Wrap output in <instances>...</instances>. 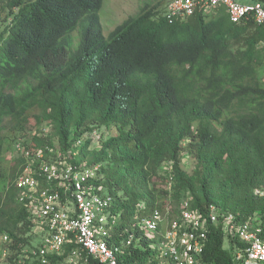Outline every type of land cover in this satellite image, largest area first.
Instances as JSON below:
<instances>
[{"label":"trees","instance_id":"trees-1","mask_svg":"<svg viewBox=\"0 0 264 264\" xmlns=\"http://www.w3.org/2000/svg\"><path fill=\"white\" fill-rule=\"evenodd\" d=\"M102 2L0 0V232L11 239L8 263H37L22 252L36 242L16 198L24 154L2 170L17 142L99 165L97 184L117 216L108 241L123 249V264H169L156 246L160 235L139 218L159 209L174 219L183 199L252 220L264 238V23H233L223 6L169 18L156 2L105 36ZM44 123L49 132L39 130ZM101 127L114 131L103 136ZM232 246L212 226L204 258L235 264ZM67 252L48 264H64Z\"/></svg>","mask_w":264,"mask_h":264},{"label":"built area","instance_id":"built-area-1","mask_svg":"<svg viewBox=\"0 0 264 264\" xmlns=\"http://www.w3.org/2000/svg\"><path fill=\"white\" fill-rule=\"evenodd\" d=\"M219 6L226 9L233 23L249 19L264 23V4L260 1L169 0L166 14L169 18H184L197 11L212 12ZM39 130L49 132L50 127L44 123ZM12 150L13 157L22 153L25 157L15 179L16 198L24 205L36 237L34 248L22 250L24 257L36 260V264H48L51 257L68 250L64 264H123L118 258L123 249L108 241L117 216L110 212L112 195L101 191L97 184L99 165L71 162L54 148L31 152L17 142ZM178 210L174 219L169 218L168 210L159 209L139 218L148 234L160 235L156 246L169 264H211L204 255L212 226H218L224 236L232 239L230 252L235 264H264L260 224L239 220L214 203L200 211L190 208L188 200L183 199ZM10 241L6 233L0 232V264H12L8 263Z\"/></svg>","mask_w":264,"mask_h":264},{"label":"rangeland","instance_id":"rangeland-1","mask_svg":"<svg viewBox=\"0 0 264 264\" xmlns=\"http://www.w3.org/2000/svg\"><path fill=\"white\" fill-rule=\"evenodd\" d=\"M169 0H103L102 6L99 10L100 21L103 29V34L105 36L121 21L126 19L127 17L136 14L139 9L145 4L149 3L151 5L155 4L156 2H160L159 8H162L168 3ZM238 1H249L252 2L253 0H238ZM254 2V1H253ZM34 124L33 120L29 123L30 128ZM34 131L35 129H30ZM114 130L107 129L105 127H101L99 132L102 133L103 136H108ZM93 139L98 138V134L92 135ZM9 151L4 154V160L2 163V170L7 172L10 168L12 163V159L14 158V153L12 156V145L8 144ZM184 165L187 169H190V163H188L186 157L183 159ZM164 263V262H163Z\"/></svg>","mask_w":264,"mask_h":264},{"label":"crops","instance_id":"crops-1","mask_svg":"<svg viewBox=\"0 0 264 264\" xmlns=\"http://www.w3.org/2000/svg\"><path fill=\"white\" fill-rule=\"evenodd\" d=\"M253 1H254V0H253ZM253 1H252V2H253ZM241 2H245V3H248V1H241ZM249 2H250V1H249Z\"/></svg>","mask_w":264,"mask_h":264}]
</instances>
